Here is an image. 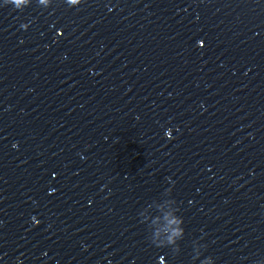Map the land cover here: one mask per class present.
Here are the masks:
<instances>
[{"label":"water","instance_id":"water-1","mask_svg":"<svg viewBox=\"0 0 264 264\" xmlns=\"http://www.w3.org/2000/svg\"><path fill=\"white\" fill-rule=\"evenodd\" d=\"M0 264H264V0H0Z\"/></svg>","mask_w":264,"mask_h":264}]
</instances>
